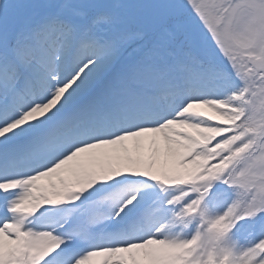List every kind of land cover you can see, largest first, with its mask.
<instances>
[{"label":"snow or ice","instance_id":"snow-or-ice-1","mask_svg":"<svg viewBox=\"0 0 264 264\" xmlns=\"http://www.w3.org/2000/svg\"><path fill=\"white\" fill-rule=\"evenodd\" d=\"M0 264H264V0H0Z\"/></svg>","mask_w":264,"mask_h":264}]
</instances>
